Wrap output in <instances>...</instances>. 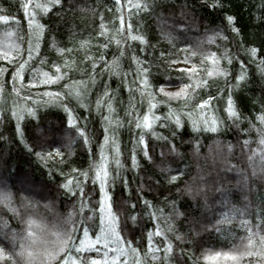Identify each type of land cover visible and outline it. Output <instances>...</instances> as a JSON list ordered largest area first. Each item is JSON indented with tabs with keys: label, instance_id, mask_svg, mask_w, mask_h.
I'll return each mask as SVG.
<instances>
[{
	"label": "trees",
	"instance_id": "trees-1",
	"mask_svg": "<svg viewBox=\"0 0 264 264\" xmlns=\"http://www.w3.org/2000/svg\"><path fill=\"white\" fill-rule=\"evenodd\" d=\"M145 2L152 5L147 11L134 7ZM22 3L29 0H0V17H7L0 19V180L14 194L12 206L20 209L22 218L32 215L21 207L25 197L38 204V215L33 218H42L49 226L62 225L74 212L77 228L84 217H92L85 226L94 240L95 226L101 215L105 217L99 212L103 198L99 183L93 185L89 180L84 186L82 212L81 198L65 196L57 186L63 182L60 169L65 173L71 168L91 169L92 175L103 164L110 174L105 189L113 205L110 211L119 217L120 235L139 250L141 264H235L226 256L238 254L237 249L243 251L251 233L256 235L251 236L250 250L264 251L260 242L264 236L260 148L264 146L258 147L257 131H250L253 125L264 127L258 119L264 115V75L258 66L264 60V0H119V4L115 0H63L62 8L53 7L50 0H31L28 11L34 13V26H44L42 33L35 27L29 29ZM217 4L223 7H214ZM229 15L235 18L232 26L226 19ZM253 47L257 56L249 58L244 49ZM232 56L235 59L229 64ZM24 61H29L28 66L14 80L12 73ZM241 64L247 69L246 81L236 79ZM145 68L150 72L146 78ZM182 68L196 71L181 79L178 70ZM224 70L227 77L220 74ZM56 76L62 79L44 83ZM237 83L240 86L234 87ZM182 88L184 94L177 96ZM69 91L71 103L66 95ZM229 93L238 118H229L225 111ZM209 96L216 98L209 107H196ZM61 101L78 118L74 125H86L88 144L68 125L69 113ZM151 105L155 107L149 111ZM28 109L34 114L29 115ZM13 112L23 117V139L29 146L44 154L60 149L65 163L59 164L61 157H56L46 166L29 154L17 135ZM144 115H169L170 122L175 115L181 116L182 127L171 141L179 156L162 139L171 140L172 127H162L157 120L151 121V128L135 127L136 122L143 123ZM214 119L218 131L202 130L208 126L205 120L210 124ZM193 121L200 131L194 130ZM140 135H144L151 159L138 143ZM50 168L56 173L51 178ZM165 168L171 171H162ZM177 170L181 178L169 184ZM25 180L30 183H22ZM173 202L183 215H173ZM132 204L137 205L134 211L129 208ZM133 215L135 221L128 219ZM22 227L20 219L0 204V231ZM75 236L82 237V228ZM169 243L171 251L165 252ZM84 255L102 259L95 252ZM120 259L123 264L125 258ZM127 259H133L131 253ZM240 264H264V257L245 255Z\"/></svg>",
	"mask_w": 264,
	"mask_h": 264
},
{
	"label": "snow or ice",
	"instance_id": "snow-or-ice-1",
	"mask_svg": "<svg viewBox=\"0 0 264 264\" xmlns=\"http://www.w3.org/2000/svg\"><path fill=\"white\" fill-rule=\"evenodd\" d=\"M31 0H29V3ZM117 4H119V0H115ZM29 3H22L21 8L25 12V15L28 16V27L30 30L35 27V29L39 30V33H42L44 31V26L41 24H33L34 22V13H30L28 11ZM50 3L53 7L60 6L63 7V0H50ZM152 5L150 3H137L134 5V7L141 11H147L148 8H150ZM223 7L222 4L214 5V7ZM35 7H44V10L47 12L49 9L46 6H42L39 4H36ZM0 19L6 20L7 17H0ZM227 22L229 26H232L234 24L235 18L231 15L226 17ZM233 32H236L238 34V30L234 27L232 28ZM8 35H11V33H8ZM31 35L32 32L29 31V48H28V54L31 57L33 48L31 45ZM217 36H219V33H217ZM39 38V35H37V39ZM132 40H140L141 42L144 41L143 37L138 36H131ZM169 39H173V37H169ZM38 48V44L36 46ZM107 47V45H105ZM71 51V50H69ZM187 51V50H183ZM245 55L249 58H254L257 56L258 50L253 48H245L244 49ZM163 55V54H162ZM103 59V58H101ZM133 61L135 63H139V60L136 57H132ZM185 59L187 60L188 57L186 56ZM235 59L234 56L231 58H228V63H233V60ZM175 63V61H173ZM215 63V60L213 61ZM251 62H255V60H251ZM29 61H24L23 63H20L17 70L12 73L13 79L16 80L17 78L21 77V73H23L28 66ZM259 69L262 75H264V60H261L259 62ZM59 67H57V71H59ZM196 71L195 68H182L179 69L178 72L181 74V79L185 75L191 76ZM212 73H209L211 75ZM221 75H224L227 77L228 73L227 70H224L220 73ZM47 76V74H45ZM139 75V73H137ZM150 75V72L147 68L143 71V76L146 78ZM62 79L61 76H56L55 79H52L51 77H48L44 80L45 84L49 83H56V81ZM237 81H246L247 80V69L243 64H241V70L240 74L237 76ZM144 85H148V80L144 79ZM239 83L234 85V87H239ZM186 87H191L190 85H187ZM3 90V86L0 85V91ZM161 92L164 90L161 88ZM185 92V88H182L178 93H176L177 96L183 95ZM45 95L48 96H55L56 98H60V93H45ZM68 103H71V97L72 92L69 91L67 94ZM167 95V93H165ZM76 96L79 97L80 93L77 92ZM215 97L209 96L208 100L202 101L200 104L196 105V107L200 109H205L209 107L213 100H215ZM63 107L65 108V111L69 113L68 116V125L75 127L76 131L80 138L83 139V142L85 144L89 143V138L86 135L85 126H78L74 125L73 121L78 119L75 117L72 113L73 110L68 107V104L61 101ZM84 105H81L83 107ZM111 107V106H109ZM155 105H151L149 111H151V108H154ZM225 111L228 114L229 118H238V113L235 108L234 101L232 99V94H228L227 99V108ZM28 114L33 115V110L28 109ZM127 115H131V113H126ZM13 116L17 120L16 125V132L17 135L20 137L21 143L25 145V149L29 154H34L39 160L45 162V165L48 166V161L52 160L55 161L56 157H61V159L58 161L59 164H64L65 161L62 159L63 153L60 149H56L54 152H47L46 154L35 151L33 147L29 146L26 141L23 139V131L21 128V121L23 117L13 112ZM107 119V118H105ZM261 124L264 125V115H261L258 117ZM152 120H157L161 122L162 127H172L173 131L170 133L171 140L167 137H162V139L165 140L166 143L170 146V151L179 156L180 153L176 151L175 145L171 143V141H174L176 136L178 135V129L182 127L181 124V116L175 115L174 122H170L169 115H165L164 117L159 116H150V115H144L143 116V123L140 122L135 123V127L137 129L141 128H151ZM131 123V121H130ZM205 125H208L207 127H204L202 130L204 131H212L216 132L218 131V124L217 121L214 119L209 122L207 120L204 121ZM193 127L194 130L200 131V128L196 127L195 121H193ZM252 129H255L257 131L259 136V146H264V127L256 128L255 125L252 126L250 131ZM107 132V129L105 130ZM108 137L105 136V140H107ZM138 143L141 145H144V155L145 157L149 156V152L147 151V143L144 140V135H140L138 139ZM247 141L245 144L247 145ZM42 147V146H41ZM261 153V159L264 161V147L260 148ZM163 155V153H161ZM105 159L103 156V150L101 153V160ZM117 166H119V160L116 161ZM132 166L135 168L137 167L135 153L132 155ZM162 171H171V169H162ZM178 171V175L170 176L168 179L169 184H174L176 181H178L181 178L182 172L180 170ZM91 169L89 172H81L79 169L71 168L68 173H65L62 169L59 170V174L63 177V182L60 183L57 186V190H63V194L65 196L69 197H80L81 198V212L84 210V203L83 198L85 196V185L91 181L93 185H96L99 183V188L102 193H105V197L101 199L99 203V212L103 213L105 211V207L111 209L112 208V201L111 197L107 196V193L105 192L106 187L109 183V171L107 169L106 165H100L98 166V170L94 172V174L90 175ZM56 173H54L51 168L49 169V177L51 178ZM29 182L30 181H22ZM123 182V181H122ZM46 187V186H42ZM28 190V189H24ZM42 194V193H41ZM108 200L107 205L104 203V199ZM26 202L21 205V207L24 209V213L27 214L29 211H31L32 215H28L27 218H22V214L20 209L15 208L12 206L13 200H14V194L9 190L8 185L6 182L0 180V204L6 205L8 208V211H10L14 218L20 219V223L23 225V227L19 231L11 230L9 232L0 231V264H121V257H124L123 264H141L139 257L137 255L138 249L135 247H131L132 241L128 240L126 237H123L120 235V233L123 231V227H117L119 222V217L115 215L114 213H109V219L108 221H105L103 216H100V223L99 225H96L95 227L98 229V231L94 232L95 239L93 240L89 235V228L85 226V222L87 220L92 219V217H84L81 228H82V237H76L75 233L77 231H80L81 228H77L75 226V221L73 220V216L77 213H70L68 215V218L66 221L63 222L62 225H51L44 223L42 218L36 219L33 218L34 216L38 215L36 212V209L38 207L37 203L32 202L31 200H28V198H22ZM44 207L50 208L51 205H44ZM137 207L136 204H132L129 206L131 210H135ZM144 207L147 209L148 202L144 201ZM172 209H173V215L174 216H180L183 215L182 213H179L176 209L175 202L172 203ZM95 211V206H93V209ZM151 215V214H149ZM128 219L135 221L137 219L136 216H129ZM4 226H8V222L4 221ZM73 225L71 228L67 227V225ZM126 227V224L124 225ZM258 229L260 228V225L256 226ZM169 230L172 231V226L169 225ZM250 231V230H249ZM156 235H159V232L156 233ZM256 235V233H251L248 244L244 247L243 251H239L237 249L236 251L238 254H232L227 255L226 258L230 259L231 261L235 262V264H240L243 257L245 255L247 256H255L260 255L264 257V251L260 252H253L250 250L251 246L253 245V240L251 236ZM151 234H149V242L151 243ZM177 239H183V237H176ZM79 240V243L77 244L76 241ZM260 242H261V248L264 249V236H260ZM114 245V246H113ZM100 246V247H98ZM171 251V244L169 243L167 247L165 248V252ZM95 252L98 256H102V259L97 258H90L85 253ZM109 253H112L113 255L109 257ZM131 253L133 259L128 260L127 257ZM219 255V254H218Z\"/></svg>",
	"mask_w": 264,
	"mask_h": 264
},
{
	"label": "rangeland",
	"instance_id": "rangeland-1",
	"mask_svg": "<svg viewBox=\"0 0 264 264\" xmlns=\"http://www.w3.org/2000/svg\"><path fill=\"white\" fill-rule=\"evenodd\" d=\"M0 94H1V91H0ZM104 197H105V193H103V198ZM104 203H105V205H107V203H108V200L106 198L104 199ZM110 212H111L110 209L105 207V211L103 212L105 214V217H104L105 221H108Z\"/></svg>",
	"mask_w": 264,
	"mask_h": 264
}]
</instances>
